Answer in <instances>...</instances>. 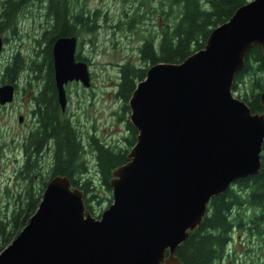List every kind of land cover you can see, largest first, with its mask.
Here are the masks:
<instances>
[{
  "label": "water",
  "instance_id": "1",
  "mask_svg": "<svg viewBox=\"0 0 264 264\" xmlns=\"http://www.w3.org/2000/svg\"><path fill=\"white\" fill-rule=\"evenodd\" d=\"M255 44L264 54V0L240 6L184 61L151 65L129 99L138 135L128 162L112 170L113 202L96 217L83 190L55 175L0 264H183L177 249L203 222L211 199L261 169L264 113L233 92ZM76 47L75 36L53 46L63 109L66 84H92L87 64L75 61ZM14 99L15 86L1 84L0 104ZM260 101L264 106V90Z\"/></svg>",
  "mask_w": 264,
  "mask_h": 264
},
{
  "label": "trees",
  "instance_id": "2",
  "mask_svg": "<svg viewBox=\"0 0 264 264\" xmlns=\"http://www.w3.org/2000/svg\"><path fill=\"white\" fill-rule=\"evenodd\" d=\"M248 1L171 0L169 5L171 13L174 9H177L178 13L170 24L163 27L160 39H157L155 33L142 36L145 38L140 48L143 58L151 60L153 64L184 61L192 53L205 47L213 28L229 20L235 11ZM65 9L61 14L57 13V19L67 23V9ZM139 20V15L135 16L129 22V26L131 27L135 22L139 23ZM94 21L96 20L88 19L82 29L76 31L75 22L73 34L95 32L97 26L93 24ZM62 27L59 25L58 28L62 31ZM65 28L64 31H67ZM55 39L39 41L40 44L43 42L46 44V48L42 50L44 52L42 59H31L32 69L37 67L39 70L36 81L43 80L52 86L54 85L52 46ZM44 70L46 75H41ZM147 70L135 68L129 63L121 68L117 95L124 100V109L130 110L129 99L137 83L146 77ZM24 72L23 59L19 53H16L4 67L0 82L15 85L21 81L22 85ZM32 81L25 79L28 86L32 85ZM244 85L246 91L238 97L247 102L252 112L264 113V106L260 101L261 92L264 90V54L258 44L248 51L244 67L236 74L233 91H240ZM48 89L44 91V95L45 104L49 106L47 113L42 116V125L24 136L26 157L20 175L26 183L25 189L19 194L14 208L6 205L4 209H0V252L28 224L40 204L47 182L55 175L69 177L74 187L83 190L86 209L92 215H97L90 204L98 194L95 193L97 186L93 175L89 173L88 161L91 157L89 155H93L96 159L100 180L108 190L112 191L110 185L112 170L128 162L129 149L137 140L138 130L128 119L129 135L124 138L128 143L126 148L110 145L96 134L87 135V145L78 125L63 118L59 103L52 96L53 91ZM47 160L50 164L48 177L43 179V186L39 192H36L33 188L34 178L38 174L41 175L44 164H48L45 163ZM108 201L113 202L112 199ZM247 212L250 213L249 216ZM100 216L101 214L96 217ZM246 218L256 228H259L261 220L264 219V144L260 171L237 179L224 193L211 199L203 222L195 231L190 232L188 238L178 247L177 256L183 264H221L229 251L233 231L242 229Z\"/></svg>",
  "mask_w": 264,
  "mask_h": 264
},
{
  "label": "rangeland",
  "instance_id": "3",
  "mask_svg": "<svg viewBox=\"0 0 264 264\" xmlns=\"http://www.w3.org/2000/svg\"><path fill=\"white\" fill-rule=\"evenodd\" d=\"M170 1L87 0V8L93 13L98 9L102 11L97 18L94 15L95 18L90 17V20H96L93 23L97 26L96 31L80 34V38L85 39L83 54L90 58L89 72L92 85L86 87L76 81L68 83L70 100L67 103L70 117L78 125L87 145V135L96 134L110 145L127 147L128 143L124 138L129 135L126 122L130 119L131 109H124V100L117 95L121 76L118 63L125 64L128 60L138 65L143 63L139 60L138 49V45L145 40L143 37L155 33L157 39H160L163 27L170 24L178 13L177 9L171 13ZM125 9H128L129 15L124 13ZM34 15L33 12L32 18ZM138 15L140 22H135L130 27L129 22ZM32 18L25 24L21 23L22 37L25 38L13 37L10 33V38L4 41V48L0 51V78L4 67L16 52L20 51L27 57L34 55L38 46L35 38L31 37L36 31V28L32 27ZM28 77V74L22 77V82L26 83L25 79ZM36 82L38 81H32V85ZM245 91L244 85L240 91L233 92L238 97ZM32 109L33 104L24 99L23 92L9 107L0 105V209H4L6 205L14 208L19 194L23 193L26 186L20 175L23 162L21 146L24 136L30 131L29 127L34 124V118L30 114ZM22 115L24 118L21 122ZM131 148L132 146L129 150ZM89 157V173L93 175L97 186L95 193L98 194L90 204L93 212L100 215L109 206L111 202L108 200H113V196L112 191L108 190L100 180L95 157L93 155ZM45 163H48V160ZM44 165L42 176L38 174L34 178L33 188L36 192L40 191L43 179H47L50 171V164ZM249 215L250 213L247 212V216ZM258 227L256 228L246 218L244 227L233 231L229 251L221 264H264V219Z\"/></svg>",
  "mask_w": 264,
  "mask_h": 264
},
{
  "label": "flooded vegetation",
  "instance_id": "4",
  "mask_svg": "<svg viewBox=\"0 0 264 264\" xmlns=\"http://www.w3.org/2000/svg\"><path fill=\"white\" fill-rule=\"evenodd\" d=\"M33 1H37L33 3ZM32 3V4H31ZM79 4V5H78ZM67 9V23L62 22V19H57V13H62L63 9ZM65 9V10H66ZM35 13L34 17L32 18L31 15ZM102 14L100 9L96 10L94 13L91 9L87 8V0H0V37L3 38L5 41L6 38H10L9 34H13V37L17 38H25L22 37L23 29H21V23L25 24L32 18V27L33 29L36 28V31L31 35L32 38H35L37 43V49H35L34 55L31 57L25 56L22 52L18 51L23 59L24 62V69L25 75L28 74V79L36 81V75L39 73L38 68H33V62L31 59L41 60L42 54L44 53L42 50L46 48L45 42L42 44L39 41H47L48 38H56L53 42V46L57 39L63 37H77V47L75 51V61L76 62H85L89 68L90 66V58L88 56H84L83 54V43L85 42L84 38H80V35H75L74 33V23L76 22L75 31L82 29V26L90 17L93 15L97 18V16ZM126 15H129L128 9L124 10ZM36 16V17H35ZM93 17V18H95ZM38 21V22H37ZM64 26L67 31H64L62 27V31L58 28ZM117 27V26H115ZM31 32H29L30 35ZM143 44V42H142ZM142 44L138 45L139 49V60H142V64L138 65L136 62L127 61L125 64H131L135 68L139 69H148L153 63L151 60H145L143 58L142 52L140 48ZM53 46H52V59H53V71H54V85L45 83L43 80L38 81L35 85L28 86L27 83H23L21 85L20 82L15 83V98L19 94H22L26 101L33 104V109L31 110L30 114L34 118V124L31 125L30 131H33L42 125V116L45 115L48 111V106L45 104L46 96L44 95L45 90H49L48 88L53 91L52 96L55 97L57 102L59 103L61 114L63 115L64 119H69L71 123L74 121L70 117V112L68 111L69 104L66 106L65 109L62 108L59 102V94L58 88L55 79V60L53 54ZM15 53V54H16ZM136 61V60H135ZM125 64L118 63V66L122 68ZM41 75H46V70L42 72ZM74 82V81H73ZM79 82V81H76ZM70 83V82H69ZM92 85V84H91ZM69 84L65 86L66 95H67V103L70 100V94L68 92ZM54 89V90H52ZM15 100V99H14ZM14 102V101H13ZM13 102L7 103L2 105V107H9ZM1 105V104H0ZM44 113V114H43ZM73 116V115H72ZM24 118V116L22 115ZM127 123V122H126ZM27 124V122H26ZM21 152L23 156V162L21 164L24 165L25 163V143L21 146ZM21 169V168H20Z\"/></svg>",
  "mask_w": 264,
  "mask_h": 264
}]
</instances>
